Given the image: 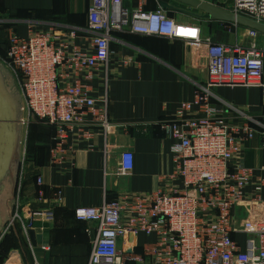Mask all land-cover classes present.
I'll list each match as a JSON object with an SVG mask.
<instances>
[{
  "label": "built area",
  "instance_id": "built-area-1",
  "mask_svg": "<svg viewBox=\"0 0 264 264\" xmlns=\"http://www.w3.org/2000/svg\"><path fill=\"white\" fill-rule=\"evenodd\" d=\"M227 1L221 9L264 27V0ZM220 24L229 32L241 27ZM87 25V50L76 44L82 30L49 28L30 30L25 37L10 34L5 56L0 57V67L12 81L8 87L21 99L22 128L35 118L55 129L49 150L53 164L71 149L67 139L72 130L81 141L91 135L85 129L89 123L104 136L112 127L106 91L99 106L90 86L100 69L107 86L112 33L203 44L208 64L205 84L199 86L194 102L182 103L174 119L161 125L173 141L171 178L179 180L181 188L132 193L97 207L75 208L76 221L94 225L87 264H128L132 259L118 248V241L139 233L157 236L150 264H264V180L244 165L247 144L254 138L264 150V117L235 108H230L229 117L218 116L210 106V90L221 86L257 87L264 103V34L245 28L252 41L248 46L217 44L202 39L197 27L169 17L161 6L152 12L128 11L122 0H90ZM181 28L194 34L181 33ZM193 106L199 115L192 114ZM19 164L0 241L17 227L31 246L28 231L33 222L51 220L52 214L23 205L26 172L24 161ZM132 169L131 153L122 152L119 175ZM41 184L38 177L37 185ZM54 198L60 200V190ZM236 222L247 236L244 250L231 236Z\"/></svg>",
  "mask_w": 264,
  "mask_h": 264
},
{
  "label": "crops",
  "instance_id": "crops-1",
  "mask_svg": "<svg viewBox=\"0 0 264 264\" xmlns=\"http://www.w3.org/2000/svg\"><path fill=\"white\" fill-rule=\"evenodd\" d=\"M201 1L218 8L228 2ZM161 4L167 6L165 13L175 21L197 27L202 39L230 46L252 43L244 27L229 32L220 22L201 17L203 12L177 0H122L128 11L152 12ZM89 6L90 0H0V36L4 40L0 43V57L10 34L25 37L30 30L49 28L82 30L76 44L87 50L91 37L87 30ZM256 43L261 46L262 39L258 38ZM110 49L107 86L103 69L90 83L99 106L105 91L107 94L112 127L106 136L90 123L85 127L91 133L87 140L80 141L75 137L76 130H72L67 139L70 153L53 164L48 149L41 146L51 142L52 131L35 118L23 127L19 151L26 172L22 203L34 210H50L52 216L51 220L33 222L35 245L29 234L31 246L22 235L26 243L23 249L8 238L2 245L4 257L0 264H87L94 225L76 222L72 213L75 208L97 207L132 193L181 188L180 181L171 178L173 141L161 125L174 119L182 103L192 104L199 86L205 84L208 66L205 46L182 39L134 34L112 35ZM210 93V106L218 116L229 117L230 108H235L257 119L264 117V103L257 87L221 86L212 88ZM192 114L199 115L197 106H193ZM122 152L132 155L133 169L126 175H119ZM19 165L14 166L13 180L4 183L0 195L3 222L9 215ZM244 165L264 180V150L258 137L247 144ZM38 177L42 180L40 186ZM58 190L59 201L54 198ZM237 214L240 220L242 215L239 211ZM234 230L231 236L244 250L247 236L241 232L239 222ZM156 242L154 234L139 233L120 239L118 248L132 259L128 264H150Z\"/></svg>",
  "mask_w": 264,
  "mask_h": 264
},
{
  "label": "water",
  "instance_id": "water-1",
  "mask_svg": "<svg viewBox=\"0 0 264 264\" xmlns=\"http://www.w3.org/2000/svg\"><path fill=\"white\" fill-rule=\"evenodd\" d=\"M183 4L194 7L203 12V18L217 22L236 23L241 27L253 29L264 34V27L253 22L208 4L201 0H177ZM163 10L168 9L164 4ZM21 99L18 94L9 89L0 67V195L4 190V183L13 180V168L20 162V143L23 128L19 123L21 117ZM3 219L0 212V232L3 227ZM33 245H35L34 232L28 231Z\"/></svg>",
  "mask_w": 264,
  "mask_h": 264
},
{
  "label": "trees",
  "instance_id": "trees-1",
  "mask_svg": "<svg viewBox=\"0 0 264 264\" xmlns=\"http://www.w3.org/2000/svg\"><path fill=\"white\" fill-rule=\"evenodd\" d=\"M113 36L115 35H134V34H129V33H112ZM4 41L1 36H0V43ZM5 45V49H6V46H7V42H4L3 43ZM5 49H4V54H3V57L5 56ZM40 125H43L45 126L46 128H49L51 131H52V140L51 142L48 144V146H44V145H41L42 147H45L46 149H48V151L50 150L51 146L53 145V138H54V135H55V130H54V127L53 126H49V125H44L42 123H40ZM73 213V212H72ZM73 218H74V215H73ZM74 220L76 221V219L74 218ZM76 222H79V221H76ZM79 223H83V222H79ZM8 238L12 239V241L14 242L13 244H16V247H19L20 249H23L26 245L25 243V240L22 236V233L20 232V230L16 227L14 228L9 234L5 235L3 237V239L1 240L0 242V261H2L3 257H4V253H2V245L3 243L8 240Z\"/></svg>",
  "mask_w": 264,
  "mask_h": 264
},
{
  "label": "rangeland",
  "instance_id": "rangeland-1",
  "mask_svg": "<svg viewBox=\"0 0 264 264\" xmlns=\"http://www.w3.org/2000/svg\"><path fill=\"white\" fill-rule=\"evenodd\" d=\"M1 70H2V73L4 75V78H5L6 82H7V84L11 87L12 86V81H11L8 73L6 72V70L4 68H1ZM12 191H13V188H12Z\"/></svg>",
  "mask_w": 264,
  "mask_h": 264
},
{
  "label": "bare ground",
  "instance_id": "bare-ground-1",
  "mask_svg": "<svg viewBox=\"0 0 264 264\" xmlns=\"http://www.w3.org/2000/svg\"><path fill=\"white\" fill-rule=\"evenodd\" d=\"M185 31H187V34H191V35L194 34V32H192V31L190 32V31H188V30H186L184 28H181V30H180L181 33H185Z\"/></svg>",
  "mask_w": 264,
  "mask_h": 264
}]
</instances>
